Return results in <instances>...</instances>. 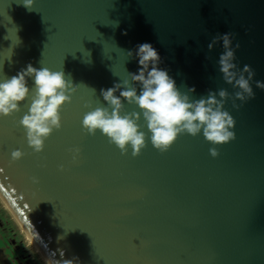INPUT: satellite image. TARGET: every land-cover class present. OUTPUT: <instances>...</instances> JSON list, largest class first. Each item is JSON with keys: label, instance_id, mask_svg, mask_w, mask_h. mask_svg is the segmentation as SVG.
Instances as JSON below:
<instances>
[{"label": "water", "instance_id": "water-1", "mask_svg": "<svg viewBox=\"0 0 264 264\" xmlns=\"http://www.w3.org/2000/svg\"><path fill=\"white\" fill-rule=\"evenodd\" d=\"M228 32L240 45L237 67L264 81V0H33L30 11L22 0H0V58L12 52L0 78L30 63L77 86L40 153L19 125L30 99L0 118V194L47 262L264 264V91L253 85L254 98L232 108L217 66L223 49L208 50ZM142 43L157 50L177 88L195 89L193 99L229 93L235 138L217 146V157L199 134L160 152L143 129L145 147L133 156L82 130L84 114L103 106L100 89L137 71L127 52ZM123 111L138 109L125 103ZM17 149L23 156L12 161Z\"/></svg>", "mask_w": 264, "mask_h": 264}, {"label": "clouds", "instance_id": "clouds-1", "mask_svg": "<svg viewBox=\"0 0 264 264\" xmlns=\"http://www.w3.org/2000/svg\"><path fill=\"white\" fill-rule=\"evenodd\" d=\"M22 4L30 11L33 0H22ZM234 39L235 35L231 32L218 34L209 42L208 50L211 51L217 43L223 49L217 66L224 83L233 89L232 108L237 109L254 98L253 85L264 91V81L253 79L255 72L249 65L237 67L235 52L240 45L238 42L234 45ZM11 55L12 52L0 58V69L6 59L11 62ZM127 58L136 60L137 71L129 72L127 79L121 83L100 89L103 106L86 112L80 121L82 130L88 135L99 132L121 154L131 149L132 155L136 156L145 147L143 129L147 130L152 147L160 152L166 151L179 135L195 137L199 134L211 145L209 155L212 158L218 156L217 146L225 145L235 138V121L224 107L229 98L225 89L209 91L206 96L193 99L195 89L181 91L177 88L168 71L159 67L161 58L150 43L136 45L134 50L127 52ZM28 80L32 82L31 89ZM76 91L77 86L72 84L70 78L66 79L62 71H51L43 66L36 68L29 63L14 76L0 78V118L20 111L19 105L30 99L19 125L24 130L27 146L34 153H40L45 139L53 130L61 127L60 109ZM125 103L134 105L138 111L125 113ZM141 119L143 124L140 123ZM71 151L75 163L79 149ZM22 156L19 149L11 152L12 161ZM32 182L37 181L32 178ZM60 264L81 262L77 256H72L70 259H61Z\"/></svg>", "mask_w": 264, "mask_h": 264}, {"label": "rangeland", "instance_id": "rangeland-1", "mask_svg": "<svg viewBox=\"0 0 264 264\" xmlns=\"http://www.w3.org/2000/svg\"><path fill=\"white\" fill-rule=\"evenodd\" d=\"M0 202V264H45Z\"/></svg>", "mask_w": 264, "mask_h": 264}, {"label": "bare ground", "instance_id": "bare-ground-1", "mask_svg": "<svg viewBox=\"0 0 264 264\" xmlns=\"http://www.w3.org/2000/svg\"><path fill=\"white\" fill-rule=\"evenodd\" d=\"M0 202H1L2 206L4 207V209L7 211V214L10 215V217L12 218V220L15 222V224L17 225V227L20 229V231L24 235L25 239L32 245V247L34 248V250L37 252L38 256L42 259L41 261L44 262L45 264H50L49 262L46 261L45 257L40 252V250L38 249V247L36 246V244L34 243V241L32 240V238L30 237V235L28 234V232L26 231V229L23 227V225L20 223V221L17 219V217L12 213V211L10 210V208L8 207V205L6 204L4 198L2 197L1 194H0Z\"/></svg>", "mask_w": 264, "mask_h": 264}]
</instances>
